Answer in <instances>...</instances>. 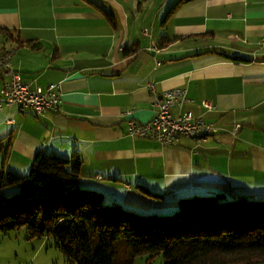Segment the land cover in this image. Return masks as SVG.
I'll return each mask as SVG.
<instances>
[{
  "label": "crops",
  "instance_id": "0c3cea01",
  "mask_svg": "<svg viewBox=\"0 0 264 264\" xmlns=\"http://www.w3.org/2000/svg\"><path fill=\"white\" fill-rule=\"evenodd\" d=\"M177 1L0 0V50L16 48L13 66L31 87L63 92L59 111L0 112V169L28 174L39 151L71 157L82 187L143 212H173L196 194L264 200V0H191L169 14ZM8 79L0 67V92ZM175 86L188 100L173 113L219 132L179 145L130 136L129 121L150 120Z\"/></svg>",
  "mask_w": 264,
  "mask_h": 264
},
{
  "label": "trees",
  "instance_id": "16d2710c",
  "mask_svg": "<svg viewBox=\"0 0 264 264\" xmlns=\"http://www.w3.org/2000/svg\"><path fill=\"white\" fill-rule=\"evenodd\" d=\"M71 160L39 151L28 174L0 169V231L52 237L69 264H134L144 254L164 264H264V200L196 194L173 212H143L82 187ZM8 186L20 189L6 194Z\"/></svg>",
  "mask_w": 264,
  "mask_h": 264
},
{
  "label": "built area",
  "instance_id": "2783aa9c",
  "mask_svg": "<svg viewBox=\"0 0 264 264\" xmlns=\"http://www.w3.org/2000/svg\"><path fill=\"white\" fill-rule=\"evenodd\" d=\"M144 33L149 34L147 28L144 29ZM122 46L124 48L125 44ZM149 49L154 53L158 64L165 60L166 51L157 42L152 41ZM15 52V47L0 50V67L9 75V79L0 92V112L14 106L22 111L31 109L38 115L48 111L61 110L63 92L60 84L52 83L47 87H31L21 79L20 74L13 66ZM149 88L156 93L155 83H150ZM187 100L188 89L186 87L175 86L166 89L157 96L155 114L150 120L140 122L131 119L129 121V135L158 140L164 145H179L184 139L203 141L209 134L219 132L220 128L214 123L189 111L177 115L173 113L175 105L182 107ZM203 104L209 110L214 108L212 102L208 100H204ZM132 112L130 109L125 113L131 114ZM241 126L240 123H237L231 131L232 134L237 135ZM167 194L171 195V193Z\"/></svg>",
  "mask_w": 264,
  "mask_h": 264
},
{
  "label": "rangeland",
  "instance_id": "374dc122",
  "mask_svg": "<svg viewBox=\"0 0 264 264\" xmlns=\"http://www.w3.org/2000/svg\"><path fill=\"white\" fill-rule=\"evenodd\" d=\"M125 251V250H124ZM128 250L126 251L127 254ZM164 256H138L134 264H164ZM0 264H69L66 255L51 237L29 236L26 227L0 231Z\"/></svg>",
  "mask_w": 264,
  "mask_h": 264
}]
</instances>
